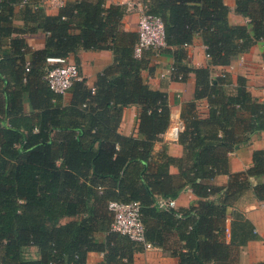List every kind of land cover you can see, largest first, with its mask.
<instances>
[{"label": "trees", "instance_id": "1", "mask_svg": "<svg viewBox=\"0 0 264 264\" xmlns=\"http://www.w3.org/2000/svg\"><path fill=\"white\" fill-rule=\"evenodd\" d=\"M143 1L163 20L160 51L174 47L173 77L197 78L179 158L155 150L171 109L166 92L143 76L157 51L137 54L139 32L122 27L126 4L67 0L52 15L40 0H0V264H91L92 251L103 254L94 264H127L146 244L166 247L173 236L181 242L170 249L179 264H238L241 247L258 236L237 209L228 229L227 209L249 191L264 201V148L253 151L249 168L230 170V155L264 130V102L244 76L231 89L230 74L213 77L210 65H228L264 40V0H236L252 29L230 22L224 0ZM39 30L47 33L45 47L33 49L25 35ZM197 33L209 66L190 65L187 46ZM81 49H109L113 61L94 87L75 79L66 102L46 79L61 64L50 58L74 55L80 66ZM200 98L208 100V117L195 110ZM129 104L141 107L138 136L119 131ZM226 172L228 184L215 186L212 179ZM187 185L201 198L196 205L159 207V197L175 198ZM112 201L140 202L144 241L113 229ZM32 247L38 258L29 256Z\"/></svg>", "mask_w": 264, "mask_h": 264}, {"label": "crops", "instance_id": "2", "mask_svg": "<svg viewBox=\"0 0 264 264\" xmlns=\"http://www.w3.org/2000/svg\"><path fill=\"white\" fill-rule=\"evenodd\" d=\"M60 0H40L48 14H57L61 6L65 3ZM137 0H107V5L111 4H130ZM139 1V0H138ZM229 6V20L232 24H246L250 29L252 25L248 17L236 11V0H224ZM139 8L138 5L127 8L123 18L122 27L126 30L138 31L139 28ZM26 40L33 49H42L45 47L47 33L39 30L36 33L25 35ZM174 47H166L159 54L152 55L149 68L143 71L145 80L152 88L166 92L171 109L170 124L161 138L155 143V150L165 151L179 158L184 153L185 145L179 139L180 134L185 129V118L183 113H188L190 102L195 99L196 74L190 72L185 80L173 77L171 67L174 64ZM189 62L193 67L209 66L210 59L206 56V46L201 34H195L192 43L187 47ZM80 58L79 72L81 78H85L89 86L94 87L97 74L113 61V53L109 49L102 50H84L78 52ZM68 60H74V55H70ZM61 63V62H60ZM212 75L228 72L230 74V88L237 86V78L242 75L246 78L247 87L251 93L262 99L264 86V40H259L251 48L241 55L233 56L228 65H210ZM71 98V93H65L66 102ZM27 109L29 106L26 105ZM141 107L138 104H129L124 106L119 131L126 135H139V116ZM195 110L201 117H208L209 103L206 98L196 100ZM264 148V130L251 135L250 141L237 148L230 155V170L242 171L249 168L253 163V151ZM170 172L174 175L179 173V167L176 164L170 165ZM229 173H220L216 175L212 182L217 187H224L228 184ZM221 194L211 196L218 201ZM177 209H188L196 205L201 198L195 193L191 186H185L175 197ZM235 209L241 211L256 228L257 237L250 240L241 247L238 256V264H250L261 262L264 264V201L259 200L252 191L247 192L233 206L228 207L227 226L230 228L232 213ZM230 235H227V241ZM181 242L176 236L168 240L166 247L146 246L145 249L135 252L133 261L127 264H179V257L172 253L170 249L178 248ZM37 253L32 258L39 257L37 247H32ZM103 259V254L90 252L88 261L91 264L97 263Z\"/></svg>", "mask_w": 264, "mask_h": 264}, {"label": "built area", "instance_id": "3", "mask_svg": "<svg viewBox=\"0 0 264 264\" xmlns=\"http://www.w3.org/2000/svg\"><path fill=\"white\" fill-rule=\"evenodd\" d=\"M63 1L60 0V2ZM134 5H138L140 10L139 41L136 46V52L140 55L144 49H153L157 51L155 53L157 55L160 53L161 48L166 46L163 20L160 16L148 12L146 3L143 0L131 1L127 8ZM206 56L210 59V55L207 52ZM50 60L61 62V64L47 70L46 79L49 86L56 92L66 93L72 82L81 78L79 66L75 60H68V58H50ZM172 70L173 66L171 67V72ZM225 72L214 74L213 77L224 75ZM261 100L264 102V86ZM157 204L161 208L175 207L176 200L175 198L159 197ZM110 209L114 212L112 224L114 230L129 235L133 240L144 241V224L141 219L142 212L139 201H112L110 202ZM146 245L151 246L149 243Z\"/></svg>", "mask_w": 264, "mask_h": 264}, {"label": "rangeland", "instance_id": "4", "mask_svg": "<svg viewBox=\"0 0 264 264\" xmlns=\"http://www.w3.org/2000/svg\"><path fill=\"white\" fill-rule=\"evenodd\" d=\"M69 218H66L65 220H68ZM35 253H37L36 250H33V248H30L29 250V256L33 257L35 255Z\"/></svg>", "mask_w": 264, "mask_h": 264}]
</instances>
